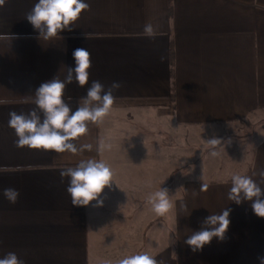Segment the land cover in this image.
<instances>
[{
  "label": "crops",
  "instance_id": "0c3cea01",
  "mask_svg": "<svg viewBox=\"0 0 264 264\" xmlns=\"http://www.w3.org/2000/svg\"><path fill=\"white\" fill-rule=\"evenodd\" d=\"M85 2L90 9L72 30L49 40L25 18L37 0H6L0 8V36L13 37L0 40V100L7 101L0 103V258L14 252L25 264H116L147 252L164 264H261L264 218L250 201L228 199L231 177L180 176L176 138L183 127L219 132L247 118L264 121V0ZM147 22L156 27L155 38L144 35ZM77 48L89 51L91 68L88 84L74 80L65 88L63 99L73 111L92 81L106 89L122 84L110 113L73 141L77 147L91 143L93 150L73 155L16 147L9 113L36 107V89L56 76L63 80L67 67H75ZM239 143L246 153L241 175L264 190L258 175L264 135ZM88 158L102 160L114 174L102 206L72 205L68 178L60 176ZM160 187L173 203L164 216L148 203ZM5 188L19 191L17 203L5 199ZM224 208L231 209L224 240L213 238L193 251L184 241Z\"/></svg>",
  "mask_w": 264,
  "mask_h": 264
},
{
  "label": "clouds",
  "instance_id": "9594fccd",
  "mask_svg": "<svg viewBox=\"0 0 264 264\" xmlns=\"http://www.w3.org/2000/svg\"><path fill=\"white\" fill-rule=\"evenodd\" d=\"M6 0H0V8ZM90 5L85 0H37L32 9L26 13L25 18L38 30L40 36L49 40L64 30L71 31L72 25L79 19L82 11L89 10ZM143 33L148 38H155L156 27L152 22L145 23ZM13 39L10 35L0 36V40ZM75 67H67V74L63 80L57 76L43 82L34 93L33 103L36 107L27 113H9L8 126L14 130L17 137L15 145L18 148L50 150L56 153H71L73 155L92 151L91 143H83L79 147L73 142L87 135L88 125L99 124L110 113L116 100L114 92L122 87L120 82H112L110 86L100 81H92L87 88L86 95L78 100V106L73 111L69 103L63 99L67 85L75 80L79 87H84L89 81L91 68L90 53L86 48H77L72 53ZM163 59V57L161 58ZM71 101V98L68 99ZM0 100V103H6ZM221 140L215 136L206 140L209 154L212 157L219 155L216 150ZM105 148L110 147L105 145ZM113 172L102 160L95 158L81 159L75 166L64 168L60 172L61 179L68 178L67 193L71 204L75 206H88L92 201L102 206L100 199L106 187H111ZM258 175L264 183V170ZM202 185L200 190H206ZM196 193H193L195 195ZM19 191L15 188L3 189V196L11 204L19 198ZM264 190L260 184L250 176L234 174L231 176V187L228 199L236 204L244 201L251 202V208L257 217L264 218ZM148 203L158 216H164L172 208L169 190L160 187L148 197ZM186 210L185 205H181ZM231 209L224 208L219 214H211L205 218L202 227L194 231L184 242L193 251L202 250L211 243L213 238L224 240L230 225ZM264 264V257L259 258ZM0 264H25L16 253L9 252L0 258ZM116 264H164L147 252L128 255L119 259Z\"/></svg>",
  "mask_w": 264,
  "mask_h": 264
},
{
  "label": "rangeland",
  "instance_id": "374dc122",
  "mask_svg": "<svg viewBox=\"0 0 264 264\" xmlns=\"http://www.w3.org/2000/svg\"><path fill=\"white\" fill-rule=\"evenodd\" d=\"M263 123L264 121L260 123L259 121L247 118L238 122L237 127L228 131L219 132L205 128H197L196 131H193L191 128H189L190 130H186L187 128L183 127L181 133L179 132L181 136L176 138V140L178 139V141H180L179 144L181 145H179V148L181 149L182 155V170L178 171V173H181L180 176H182L189 175L188 172L192 171L190 173L201 179H220L231 177L234 174L241 175L243 171L242 167L239 165H242L241 163L246 159L243 158L246 153L245 151L243 152V146H241L239 142L249 139L251 136L256 137L259 131L261 135H264V127L259 130V127H261ZM213 136L222 141L216 149L219 152V155L216 157H212L209 154V149L206 144V140ZM190 141H197V144H190L194 152L192 163L189 157L191 151V149H189ZM238 149L240 153H237ZM133 152L135 154V150ZM243 153L245 155H242Z\"/></svg>",
  "mask_w": 264,
  "mask_h": 264
},
{
  "label": "trees",
  "instance_id": "16d2710c",
  "mask_svg": "<svg viewBox=\"0 0 264 264\" xmlns=\"http://www.w3.org/2000/svg\"><path fill=\"white\" fill-rule=\"evenodd\" d=\"M174 66H175V54H174V49L172 47V51H171V73H172V76L174 75Z\"/></svg>",
  "mask_w": 264,
  "mask_h": 264
}]
</instances>
